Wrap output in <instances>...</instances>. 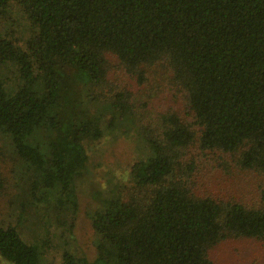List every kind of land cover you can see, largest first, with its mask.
I'll return each instance as SVG.
<instances>
[{
  "label": "trees",
  "instance_id": "1",
  "mask_svg": "<svg viewBox=\"0 0 264 264\" xmlns=\"http://www.w3.org/2000/svg\"><path fill=\"white\" fill-rule=\"evenodd\" d=\"M9 1L40 33L29 53L0 40V56L20 64L25 79L43 74L46 91L38 97L24 86L8 95L0 85V136L40 185L73 193L69 141L49 138L56 158L45 167L32 139L64 132L59 107L73 85L64 68L133 121L144 145L130 186L91 215L111 264H214L211 250L228 238L264 241V0H0V9ZM156 68L166 95L137 97ZM86 127L71 125L70 145L81 146ZM217 170L239 183L257 180L254 197L202 192L200 177ZM0 256L40 264L41 252L0 223Z\"/></svg>",
  "mask_w": 264,
  "mask_h": 264
},
{
  "label": "rangeland",
  "instance_id": "2",
  "mask_svg": "<svg viewBox=\"0 0 264 264\" xmlns=\"http://www.w3.org/2000/svg\"><path fill=\"white\" fill-rule=\"evenodd\" d=\"M39 33V25L16 1H9L0 9V40L8 42L13 50L29 53L30 43ZM32 61L33 71L36 68L35 60ZM20 68V64L0 56L1 88L11 95L26 86L35 96L43 97L46 91L43 74L33 71L25 79ZM62 71L67 77L73 76V85L59 107L65 121L64 132L54 136L35 134L32 141L45 155V167L56 158V152L46 148L51 141L49 138L69 141L64 150L75 161L73 193L64 196L58 189H44L39 175L15 158L8 137L0 136V223L13 227L23 241L39 249L40 264H66V254L77 264H107L108 249L99 248L100 237L91 226V215L102 208L104 201L123 195L131 184L132 165L146 152L143 143L137 139L133 121L123 120L107 105L95 100L90 81L80 80L69 68ZM163 74L160 68L150 71L146 84L135 91L137 97L156 101L165 96ZM109 78L113 79L112 74ZM81 121L86 124L88 135L82 138L81 146L70 145L71 125ZM200 179L199 188L205 194L240 201L254 197L258 182L248 178L239 183L233 176L222 175L220 170L213 175L203 174ZM211 255L214 264H259L264 259V241L228 238L214 247ZM0 264L11 263L0 256Z\"/></svg>",
  "mask_w": 264,
  "mask_h": 264
}]
</instances>
